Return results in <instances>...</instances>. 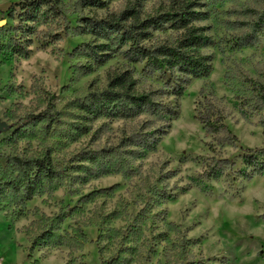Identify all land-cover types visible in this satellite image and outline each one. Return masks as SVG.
I'll use <instances>...</instances> for the list:
<instances>
[{"label":"rangeland","instance_id":"rangeland-1","mask_svg":"<svg viewBox=\"0 0 264 264\" xmlns=\"http://www.w3.org/2000/svg\"><path fill=\"white\" fill-rule=\"evenodd\" d=\"M21 1L0 0V123L6 125L0 133V239L33 264H112L117 257L121 264H264V175H240L243 152L264 148V28L252 30L264 0H189L204 14L196 25L206 38L200 52L210 70L180 98L171 95L167 79L120 55L90 73L81 68L85 58L71 55L94 41L70 31L80 16L101 19L131 0L105 10L57 0L69 24L34 23L30 31L18 28V8L11 13ZM168 2L144 0L143 13L157 14ZM50 34L61 39L52 41ZM247 35L251 45L240 47ZM177 36L167 25L146 44ZM17 42L27 47V58L14 53ZM123 71L132 72L140 91L176 108L168 126L147 115L111 120L84 113L81 105ZM45 110L54 122H34ZM201 116L219 119L237 141L225 132L207 134ZM159 130L164 135L152 152L129 142ZM14 158L48 162L54 181L25 201L21 186H9L21 178L8 162ZM212 159L233 162L229 176L207 179ZM183 239L181 251L175 245Z\"/></svg>","mask_w":264,"mask_h":264},{"label":"trees","instance_id":"trees-1","mask_svg":"<svg viewBox=\"0 0 264 264\" xmlns=\"http://www.w3.org/2000/svg\"><path fill=\"white\" fill-rule=\"evenodd\" d=\"M118 0H81L82 9L105 10L111 2ZM144 0H131L118 12L110 13L106 17L97 19L94 17L80 16L76 27L70 31L77 36L90 35L94 41L84 43L72 52V56H79L87 60L81 68L85 73H90L95 67H100L108 62L113 55H120L128 64L144 65V71L149 74H158L161 78L167 79V86L171 95L180 98L183 96L186 87L193 79L206 77L210 66L208 59L200 50L206 40L203 29L196 24L200 23L204 14L198 10V3L189 0H169L167 6L157 14L143 13ZM57 0H22L12 5L11 13L18 8V28L26 31L32 30L34 23H60L67 21L65 14L57 4ZM178 33V36L170 43H155L148 45L153 34L166 26ZM264 28V11L252 24L254 33ZM52 41H59L61 35L50 34ZM249 35L241 39L240 47L250 46ZM27 42V41H26ZM108 42V44L99 43ZM20 57H28V49L24 44L16 43L13 49ZM155 93L140 91L132 72L123 71L114 74L109 78L107 87L93 94L89 101L81 105L82 110L94 119H117L128 120L139 118L143 115L152 116L159 122L168 126V123L177 117L176 108L168 106L154 97ZM264 103V96L260 98ZM54 122L53 114L45 110L36 117L34 122ZM199 121L203 124L207 134L217 135L225 132L229 140L235 143L237 140L218 120H210L201 116ZM47 129H50V125ZM156 133H145L138 135L140 138H131L134 146L142 147L147 152L156 149L164 135ZM244 169L240 175L245 180H251L256 176L264 175V148L245 150L242 155ZM20 171V183H9L12 190H18L21 186L24 200L30 201L37 193L45 192V184L52 183L56 172L50 164L44 160L29 159H8ZM234 166L233 162L227 159H212L204 173L207 179H220L229 176ZM122 240L128 242V237L123 236ZM185 239L175 247H180ZM102 248L98 254L102 256ZM174 260L179 255L173 256ZM177 258V259H175ZM121 264L120 257H117L112 264ZM101 264H107L103 261ZM201 264V263H189Z\"/></svg>","mask_w":264,"mask_h":264},{"label":"crops","instance_id":"crops-1","mask_svg":"<svg viewBox=\"0 0 264 264\" xmlns=\"http://www.w3.org/2000/svg\"><path fill=\"white\" fill-rule=\"evenodd\" d=\"M0 264H33L28 257L0 239Z\"/></svg>","mask_w":264,"mask_h":264},{"label":"water","instance_id":"water-1","mask_svg":"<svg viewBox=\"0 0 264 264\" xmlns=\"http://www.w3.org/2000/svg\"><path fill=\"white\" fill-rule=\"evenodd\" d=\"M5 128H6V125L4 123H0V133H2Z\"/></svg>","mask_w":264,"mask_h":264}]
</instances>
